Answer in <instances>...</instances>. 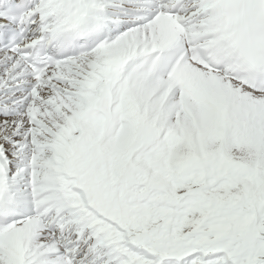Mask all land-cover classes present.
<instances>
[{
    "label": "snow or ice",
    "instance_id": "obj_1",
    "mask_svg": "<svg viewBox=\"0 0 264 264\" xmlns=\"http://www.w3.org/2000/svg\"><path fill=\"white\" fill-rule=\"evenodd\" d=\"M0 264H264V0H0Z\"/></svg>",
    "mask_w": 264,
    "mask_h": 264
}]
</instances>
